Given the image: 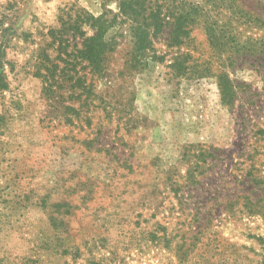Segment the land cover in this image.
<instances>
[{"label":"rangeland","instance_id":"374dc122","mask_svg":"<svg viewBox=\"0 0 264 264\" xmlns=\"http://www.w3.org/2000/svg\"><path fill=\"white\" fill-rule=\"evenodd\" d=\"M70 10L104 71L49 99ZM0 264H264V0H0Z\"/></svg>","mask_w":264,"mask_h":264},{"label":"trees","instance_id":"16d2710c","mask_svg":"<svg viewBox=\"0 0 264 264\" xmlns=\"http://www.w3.org/2000/svg\"><path fill=\"white\" fill-rule=\"evenodd\" d=\"M121 14L127 15V4L122 2L120 4ZM197 8H193L191 14H187V18H183L182 13H178L177 9L175 11H170L169 14L166 12L163 18L166 20L173 21L174 30L172 34L176 37L181 33L188 34L187 30L183 29V23L188 20V17H194L193 12ZM72 10L63 16L66 19H61V27L59 29L51 30L49 32L50 38H52L53 44L58 43L60 52L59 64L50 62V55H44L43 58V69L45 70L44 78V92L49 99L55 97H60V89L62 84L66 83L70 85L73 81H81V76H78L79 70L78 66L82 65V62L86 63V66L90 68L92 72H103V56L105 53V37L109 30L111 29V21L106 17V14L101 16H94L84 10H76L75 18L71 16ZM136 14L134 13L130 19L132 22L137 23ZM158 23H160V18L156 16L153 18L152 23H143L144 26L137 24L134 30V35L136 38V46L138 50L141 51V56L146 54V50L151 44V26H154L156 31H159ZM170 23V22H168ZM84 27H88L89 31L92 33L88 35V32L84 30ZM215 37V35H213ZM81 39V40H78ZM77 76L74 80V77ZM86 83V82H85ZM87 86V85H86ZM222 99L225 101L226 97L230 95L229 88H227V81L219 84ZM74 86H71V89Z\"/></svg>","mask_w":264,"mask_h":264}]
</instances>
